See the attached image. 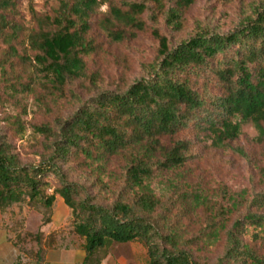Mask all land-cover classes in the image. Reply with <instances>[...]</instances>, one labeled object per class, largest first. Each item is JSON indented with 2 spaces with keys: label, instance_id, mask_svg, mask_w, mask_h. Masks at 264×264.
Here are the masks:
<instances>
[{
  "label": "trees",
  "instance_id": "obj_1",
  "mask_svg": "<svg viewBox=\"0 0 264 264\" xmlns=\"http://www.w3.org/2000/svg\"><path fill=\"white\" fill-rule=\"evenodd\" d=\"M20 1L0 0V38L8 42L20 33L14 18ZM164 1L152 0L154 9L163 12L167 26L180 29L184 10L195 0H173L167 9ZM104 2L101 24L112 40L144 29L141 14L150 6L143 1L60 0L52 14L44 15L30 5L35 26L26 41L46 85L62 89L84 74V57L94 49L86 37L91 15ZM239 5L226 32L198 25L170 45L152 31L158 39L156 56L125 89L99 90L86 100L70 92L79 104L69 116L32 126L42 136L37 160L22 162L12 142L1 136L0 209L25 200L31 207L50 208L61 198L74 232L84 240L82 264H100L111 245L133 240L145 245L148 264H264L253 244L264 245V190L231 206L219 205L194 234L182 218L200 205L206 210L201 194L164 200L149 185L157 173L195 158L191 139L180 138L183 133L203 134L246 161L248 153L230 145L242 123H251L264 144V0ZM150 18H155L153 11ZM16 122V133L23 136L25 128ZM81 158L99 169L115 164L113 185L94 175L84 182L72 180L71 163ZM102 191L107 197L99 196ZM238 209L241 216L232 220ZM219 241L222 252L214 262L196 255Z\"/></svg>",
  "mask_w": 264,
  "mask_h": 264
},
{
  "label": "rangeland",
  "instance_id": "obj_2",
  "mask_svg": "<svg viewBox=\"0 0 264 264\" xmlns=\"http://www.w3.org/2000/svg\"><path fill=\"white\" fill-rule=\"evenodd\" d=\"M59 1L21 0L14 16L20 27L19 35L9 42L0 38V137L6 136L12 142L22 162L38 159L37 152L40 151L39 142L42 136L34 134L32 126L53 123L60 117L69 116L78 106V101L70 92L86 100L99 90H123L141 75L142 65L153 60L158 49V39L152 35V31L156 30L165 36L170 45L190 36L198 25L226 32L236 21L240 1L251 0H195L184 10L182 25L178 30L166 25L163 12L154 9L152 0H130L146 2L150 9L141 14L145 23L144 29L121 41L112 40L102 27L101 20L107 12V3L104 2L94 7L91 15V29L86 37L94 49L84 57V74L62 89H56L46 85L43 73L33 61L34 52L27 44L26 35L35 26L30 5L39 15L52 14ZM111 1L119 4L121 0ZM173 2L165 0L164 9L172 6ZM151 11L155 14L154 19L150 18ZM16 119L25 128L23 136L16 133L19 128ZM256 137L254 126L251 123H242L240 134L230 142L231 147L240 146L248 153L250 159L246 161L226 145H212L211 140L203 134L192 131L183 133L180 138L191 139L195 158L184 167L157 173L149 180L150 188L164 200L170 196L177 198L179 194L189 196L188 199L194 193L201 194L200 199L208 202L206 210L200 205L182 218V222L190 228L189 233L196 234L204 225L205 218L219 205L231 206L233 200H243L244 197H250L253 191L264 190V144L259 143ZM71 165L72 180L84 182L94 175V178L111 186L115 182L113 178L116 169L113 163L99 169L97 166L86 165L81 158L79 162L74 161ZM91 192L98 194L94 188ZM100 193L102 195L99 196L107 197L104 191ZM21 203L28 205L27 200ZM34 208L43 210L44 226L51 227L46 241L50 246L54 241L56 243L54 237L58 232L68 237L70 232H74L71 213L65 226L54 229L64 221V210L68 209L59 197L53 208H46L38 203ZM242 211H235L231 219L241 216ZM35 219L33 216L28 219L29 229H33ZM34 231L37 232L36 229ZM44 236L46 235L43 233H36L30 238L38 241L40 250ZM75 238L80 240L77 235ZM245 238L251 241L249 233ZM253 244H256L258 254L264 259V245ZM60 249L59 247L54 250ZM68 250L81 249L74 247ZM221 252L222 242L219 241L203 250H197L196 255L212 263ZM100 264H148L147 249L139 240L113 244Z\"/></svg>",
  "mask_w": 264,
  "mask_h": 264
},
{
  "label": "crops",
  "instance_id": "obj_3",
  "mask_svg": "<svg viewBox=\"0 0 264 264\" xmlns=\"http://www.w3.org/2000/svg\"><path fill=\"white\" fill-rule=\"evenodd\" d=\"M57 198L54 203L57 202ZM52 208L49 213H51ZM64 211L66 218L54 229L58 230L66 225L70 217V209L68 208ZM32 216L36 219L33 229H29L28 219ZM44 224V212L42 209H35L26 204L22 205L21 202L1 208L0 264H82L86 255L83 238L75 232H70L69 237L58 232L54 237L56 243L54 241L50 246L46 241L49 238L51 227L45 228ZM35 229L37 232L34 231ZM36 233L46 235L43 239L42 250L38 249L37 241L30 239ZM76 235L80 240H76ZM59 247L62 250H54L59 249ZM74 247H79L81 250H68Z\"/></svg>",
  "mask_w": 264,
  "mask_h": 264
},
{
  "label": "clouds",
  "instance_id": "obj_4",
  "mask_svg": "<svg viewBox=\"0 0 264 264\" xmlns=\"http://www.w3.org/2000/svg\"><path fill=\"white\" fill-rule=\"evenodd\" d=\"M105 8H106V6H105Z\"/></svg>",
  "mask_w": 264,
  "mask_h": 264
}]
</instances>
